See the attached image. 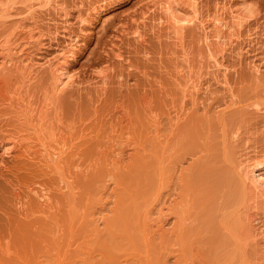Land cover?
<instances>
[{
  "label": "bare ground",
  "instance_id": "bare-ground-1",
  "mask_svg": "<svg viewBox=\"0 0 264 264\" xmlns=\"http://www.w3.org/2000/svg\"><path fill=\"white\" fill-rule=\"evenodd\" d=\"M86 1L89 6L80 8L84 11L79 10L77 17L81 29L107 8L106 1ZM245 1L215 0L203 10L199 0H149L137 15H131L130 21L122 24V31L143 41L147 25L158 35L170 37L175 52L171 75L177 85H187L182 87L183 95H192L196 85L192 88L189 81L199 73L195 71L211 62L219 68L222 65L219 58L240 36L248 17ZM67 6L66 0H0V148L2 156L11 155L13 163H17L16 169L13 164L11 171L7 169L10 173L3 174L14 207V212L11 206V210L7 208L9 212L3 209V215L8 222L25 223L30 229L26 236L27 226L23 224V234L17 236L9 230L11 235H7L0 222V256L14 252L41 257L47 252V240L50 244L52 238L81 234L86 245L76 254L59 251L60 256L55 254L57 258L46 256L35 263L54 264L57 260L55 264H100L105 260L103 264H168L173 257L174 264H264V107L253 103L262 101L256 100L260 91L256 86L262 88L264 84L261 67L254 63L251 66L257 83L249 93L256 99L249 94V99L254 100L247 102V106L248 103L255 106L253 110L246 106L247 110H204L201 114L193 113L194 110L156 109V112L151 105L152 84H147L149 88L144 85L140 90L137 88L136 97L132 94L131 99L121 89L123 85L129 87L126 75L132 70L129 67H137L135 61L125 62L124 73L116 68L111 72L110 62L105 64L104 59L105 65L102 63L91 76L98 92L96 97L83 109L68 110L74 89L84 81L70 69L78 33L67 30L69 40L58 45L52 54H43L47 32L38 19L50 7H58L56 12L66 19L70 14ZM98 7L101 9L95 15ZM92 11L95 12L91 15ZM188 34L191 37L187 39ZM114 43L110 49L119 56L121 52L113 48ZM115 76L120 87L116 88L120 91L115 94L119 95L117 98L108 91ZM180 77L185 78V83ZM162 84L157 89H163ZM240 142L242 147L238 148ZM150 143L151 149L157 147L159 151V185L155 191L158 204L133 206V210L129 203L124 205V199L119 202L118 198L119 205L115 201L109 208L108 204L104 206L108 199L101 190L111 186L101 183L104 187L99 185L101 189L98 187L97 192L102 193L89 197L91 203L87 204L91 205L87 207L93 209L88 211L83 206L80 187L84 159H90L91 154L94 163L105 162L106 175L115 177L116 182L117 168L125 166L126 158L141 161ZM102 199L106 203H100ZM93 202H99L98 207ZM104 207L114 213L106 215ZM101 223L111 234L114 249L111 254L102 253L98 257L95 251L109 241L96 240L104 229ZM118 223L123 225L119 232L111 227ZM213 223L217 231L215 242L219 241L214 246L208 243L211 232L208 235L205 230L207 227L214 231ZM136 237L141 242L137 243ZM34 242L41 245L37 247ZM157 247L160 255L153 254ZM214 251V255H219L212 261L207 257ZM252 252L257 257L249 261L247 257L254 256L250 255Z\"/></svg>",
  "mask_w": 264,
  "mask_h": 264
},
{
  "label": "rangeland",
  "instance_id": "rangeland-1",
  "mask_svg": "<svg viewBox=\"0 0 264 264\" xmlns=\"http://www.w3.org/2000/svg\"><path fill=\"white\" fill-rule=\"evenodd\" d=\"M103 1L104 2L106 1L105 5L107 7L105 9H103L104 13H102V11H101L100 15L93 17L89 23H85V25H87V26H85L82 29H81V23L77 17H78L79 12L82 9H86L87 6H89V3L86 0H83V1H81V0H66V3L68 4L67 7H68L69 13H70V14L68 13L69 15H67L68 17L66 19L63 16H60L58 12H56V11H59L58 7L57 8L55 7L54 9L53 8L51 9V7H50L46 14H42L41 17L38 18L39 24H42L41 26H43L44 30L47 32L45 34L46 36H44L45 40H46V46L44 48L43 54L50 55L55 50L56 51L58 50V48H57L58 45L65 44L69 40V38H68L69 29H70L71 33H78V35H77V39H78L77 47H75L76 53H75L74 58L70 61V65H71L70 69L73 73H76V75L78 74L77 75L78 78L81 77L80 79H83L84 81L82 82V84L81 83L79 84L81 86L77 85L78 89H76V88L74 89L75 91H73V92L75 94L72 93V95H71L72 97L69 96L71 98V99L69 98L71 101H70V105H69L70 107L69 106L67 107L68 110H73V109L75 110L76 107L83 109V108H85V106H88L87 103L90 102L91 98H93L94 95H95L94 97H96L98 92H96V88L94 86L95 85V83L93 82L94 77H91L92 75H94L95 70L99 69L100 66L107 64V62L109 61L110 63L109 62L108 63L111 64V67H110L111 72L116 68L115 69L116 71H118L119 69H123V72L125 73L126 70H125V66H123V65L126 64L125 62H127L129 60L135 61V63L137 64V67L139 66L138 67L139 69L137 67H133V66L129 67L130 69L132 68L130 73H128L126 75L128 78V83H129L128 86L129 87L126 88V86L124 87V85H123V86H121V89L124 92H126L127 98L131 99V98H133L132 94L134 97H136L135 95L138 93V89L139 88L141 89L143 87V85H144V87L147 88V86H148V88H149L150 85H147V84H152L151 86L154 88V90L152 92L153 98L151 99L152 100L151 105H153V109H155V110L156 109L157 110H159V109H161V110H194L193 113L201 114L204 110H247V109L253 110L254 109L255 106L252 107L250 103H248V105H250V106H247V102L254 100L255 96L253 94H250V93H252V91H253L252 87H254V85H256V83H257V81H254L255 80L254 75H253L254 73H252V70H251L252 63L259 65L261 67V70L264 71V0H246L245 1V4H247L245 14L248 17H247V20L245 22V25L242 27V29L240 31V36L237 37L236 41L232 43V45L227 49V51L224 53V55L219 58V59H221V62H222V65H220L219 68L214 66L213 63L211 62V63H209V65H204L201 69H198L199 71H195L196 73L197 72H199V73L196 74L192 78L193 80L189 81V83L192 82V85H190V86L192 87V86H194L193 84H195L196 85L195 88L198 87L199 89H195V88L192 89L193 87L192 88L189 87L190 89L195 90L194 94H192L193 96L188 95V94L183 95L184 92H182V87H186L187 85H184V84L177 85L174 82L173 76L171 75V73L173 72V69H174V66H173L174 60L173 59H174L175 52L172 51V47L170 46V45H172V44H170L171 43L170 37L167 38L168 36H165L166 34H164V33L162 35L160 34L161 36L158 35L157 31L155 32V30H151V28H148L147 25L145 28L143 27L145 30L144 31L145 40H143V41H140L139 39L137 40L136 38H134V36L132 34L126 33L125 30L122 31V24L126 23L127 21L129 22L130 21L129 18L131 17V15H134V14L137 15L138 14L137 12L140 11L139 9L142 8V6H144L149 0H103ZM214 1L213 0H199L200 4L202 5V9L204 8L205 10L210 8L209 5L213 4ZM80 8H82V9L80 10ZM100 9H101V7H98L97 12L94 13L95 11H92L91 15L93 13L96 15L100 11ZM82 11H84V10H82ZM11 23H13V21H11ZM114 28H116V29H114ZM55 29H57V32H58L56 37L53 36L55 34L53 32ZM157 35L161 39H159ZM190 35L191 34H188L187 39L189 37H191ZM187 39H186V41H187ZM104 40L107 42H105ZM147 40H148L149 44H148ZM114 41H115V43H114ZM145 41H146V43H145ZM103 42H104V44H103ZM131 42H132V45H131ZM113 43H114L113 48H115V49L118 48L117 51L121 52L119 56H117V54L115 55L116 51L114 49H110V47L112 46ZM133 44H135V45H133ZM189 45L192 48L193 47V41H190ZM169 48H171V49H169ZM141 51L143 53H141ZM168 51H170L171 53H169ZM122 52H124V54ZM149 53H151V55ZM170 54H172L173 57L170 56ZM111 55H113V56H111ZM122 55H123V57H122ZM128 55H130V56H128ZM149 57H150V59L151 58L152 59L150 60ZM171 57H172V59H171ZM119 58H120V60H119ZM102 61L105 62V64ZM158 61H159V63H158ZM154 62H155V65H154ZM102 63H103V65H101ZM160 65H161V67H160ZM115 66H118V67H115ZM151 67H153L154 70L151 69ZM160 69H161V71H160ZM143 70H145L146 73L149 72L150 75H147L146 73L144 74L142 72ZM152 70H153V72H152ZM160 72L162 75L160 74ZM155 73H156V75H155ZM262 73H264V72H262ZM197 75H199V76H197ZM138 76H139V78H138ZM155 76H157V77H155ZM158 77H161V78L163 77V78L161 79ZM263 77H264V74H263ZM116 78L117 77L115 76V78H113L114 81L110 82L111 84L109 83L110 86L108 88V91L110 92L109 95H111V92H112V94H114L112 96H116L117 94H120V91L118 90V89H120V87L119 86H118L119 88L117 87L118 83L115 81ZM149 79L151 80V82ZM180 79L182 80V83L185 81L184 80L185 78L183 79L182 77H180ZM155 80H157L158 82L155 83ZM161 81L162 82L164 81L163 84L161 83ZM132 83H133V85H131ZM135 83H137V85ZM83 84H84V86H83ZM158 84L159 85L162 84L163 89H161V88L157 89V86H159ZM262 85H263L262 88L256 86L257 88H259L260 91H259L258 96H257L258 98L257 99L255 98L256 100L259 99V101L262 100V101H260L261 103L264 102V84H262ZM88 86H90V87L88 88ZM116 88H118V89H116ZM129 90H132L133 92L129 91ZM196 90H197V92H196ZM87 91H88V93H87ZM117 92H119V93H117ZM160 92L161 93L163 92V93L161 94ZM156 93H157V95H156ZM158 94L160 95V97ZM249 94L251 96H253L254 98L250 97V99H249V97H248ZM75 95L79 98V100L77 99V97H75ZM118 96H116V98ZM160 98H161V100H160ZM246 98H248V99H246ZM75 99H77V100L75 101ZM81 100H82V103H80ZM130 101H132V100H130ZM156 101H158V102H156ZM159 101H161V102H159ZM254 101H253V103L255 105H257L259 107H260V105H263L261 107H264V104H261L257 101L254 102ZM76 102L78 104H76ZM230 104H232V105H230ZM258 104H260V105H258ZM71 106L73 107L72 109H71ZM246 106L248 107L247 109H246ZM157 110H156V112H158ZM241 143L242 142H240V144ZM151 145H152L151 143H150V145H148V148H149V150H147L148 155L146 154V156L144 158H142L141 161H138L137 159H133V158H126L125 159L126 161L124 162L125 166L117 168V170L115 169L116 173L118 172L117 175L114 174V176L116 175V182L114 181L115 177H113V179H114L113 180L112 178H109L108 175H106L105 168L108 167L106 165V163L102 162L100 160H98L96 163H94V159L91 158V154H89V150H87V152L90 156V159L82 158L85 160V161H83L84 163L82 165L83 166L82 169L84 168L83 170H85V172L83 173V175H81V179H80L81 185L79 184L80 187H82L81 189H83V190H81V192H82L81 195H83L82 199H84V200H82L83 206H85L88 209V211L93 209V208H90V209L88 208L91 205L90 204L88 206V204H87L88 202L91 203V201H89L90 200L89 197L90 198H92V197L95 198V196L98 197L99 195H95V193L100 194V193H102L101 191H103L104 195L106 194L107 197L106 196H104V197H106L108 200L106 198H103V199H106L108 201V203H106V201L103 199L100 200V203H103L102 201H104V203H106L104 206H107V204H108L109 208H110V205L113 206L116 204L115 201H117V203H118V198L120 199L119 202L122 201L121 199H124L123 200L124 205L126 204L128 206V203H129L130 204L129 206H131V208L133 206L138 207V208L143 207L145 205H149L150 203H151L150 205L158 204V198H157L156 192H157L158 185H159V179L157 177L158 173H159L158 172L159 171L158 170L159 169V151H158L157 147L151 149ZM241 147H242V144L238 148H241ZM84 150L86 151V149H84ZM2 153H3V151L0 148V173L2 172L0 174V214H1L0 215V222H1V229H3L2 231L6 232V233L4 232L5 234H7L9 232V230L12 232L11 234L14 233L17 235V234H20V232H22V234H23V231H24L23 226L25 225V223H22V225L21 224L17 225L16 223L15 224L10 223L7 221V219L5 217L6 215H3V213L5 214L3 209H5V211H6L8 207L10 209L13 206V205H11V203H12V201H11L12 198L10 195L11 192H9L10 186L7 187L8 185H7V182L3 178L4 177L3 174L4 173L7 174V172H9L7 169H9V168L11 171V167L14 164L13 163L14 161H12V160H14V159L11 157V155L4 154V156H2ZM83 155L85 156L86 153L85 154L83 153ZM151 155H153V156H151ZM9 159H10V161H9ZM4 164H5V166H4ZM8 164H11V165H8ZM15 164L17 165V163H15ZM15 164L13 166L14 169L17 168V166L15 168ZM6 166H7V168H6ZM117 177H118V179H117ZM210 177H212V176H210ZM101 183H107L111 187L109 189H107L105 187V189L97 192V189ZM116 184L118 185V187L116 186ZM80 187H79V189H80ZM100 187H104V186L100 185ZM108 193H109V196H108ZM147 199H148V201H147ZM93 200L95 201V199H93ZM97 200H98V198H97ZM125 201H126V203H125ZM95 203H97V202H93V205ZM98 203L95 204L94 206L98 207ZM103 204L102 205L99 204V206L101 207V206H103ZM118 205H119V203H118ZM83 206H82V209L85 208ZM134 207H133V210L135 209ZM12 208H11L13 210L12 212H14V207H12ZM106 208H108V207H106ZM109 208L105 210V207H104V209H103V210L107 211L106 215H108V214L112 215V213H114V212L108 211V210H110ZM9 209L7 210L8 212L11 210V209L10 210ZM104 212L102 211L103 214L106 213V212L105 213ZM79 221H82V220L80 219ZM213 222H215V221H213ZM125 223L128 224V222H125ZM101 225H102L101 228L104 227V224L101 223ZM114 225H111V227H113L114 230H116L117 232H119L122 229V228L120 229V227L123 226V225H121V223L120 224L119 223L114 224ZM212 225H214V226L211 229L214 231H210L209 228L206 229L207 227L206 228L204 227V228H205V230L208 231V235L211 232L210 235H211V237L214 238V240H213V238L211 239V237H210L208 243H210V244H212V246H214L216 243H219V241L217 240V242H215L216 241L215 238L217 239V234L215 233V232H217L215 230L216 224L213 223ZM26 226L28 227V229ZM25 227H26V231L28 232V230H30L29 226L26 224ZM130 229H131V231H135V232L137 231V230H134V228H130ZM104 231H106V232H104ZM103 232L101 231V233L98 234V236L96 237V240H98L99 242L103 241L104 239L110 241L111 234L108 232V229L106 230V228L104 227ZM205 232L203 231V233H205ZM24 233L26 234V232H24ZM8 234H10V233H8ZM7 235H6V238H8L10 236L9 235L7 237ZM27 235H29V232H28V234H26V236ZM137 238L138 237H136V239ZM218 238H220V236H218ZM220 239H221V241H223L222 237ZM50 241H51L50 244H48V242H49L48 240L46 241L47 242L46 245H49V246H46V247H48V249L45 248V249H47V252L45 251L46 252L45 255H41V257H38V256L35 257V255H32V254L29 255V254H25V253H19V254H16L14 252L13 253L12 252L1 253V256H0L1 264H34L35 260L37 262L38 260H41V258H47L46 256H49V257L52 256V258H55L53 256L55 254L58 255L59 251H61L62 253H66V255L70 254V253L76 254L77 252L82 250L84 248V246L86 245V243H84V241H82L81 234H73L71 237H69V235H66L64 237H59V239L58 238H52V239H50ZM109 241L105 245L101 246L100 248H98L95 251V253L97 254L98 257L99 256L102 257V253L106 254V255L112 253L111 251L114 249L113 248L114 243L112 244V242L110 241L111 242L110 243ZM139 241H140V239L138 238L136 240V242L139 243ZM213 242H215V243H213ZM35 243H36L37 247L41 245V244L40 245L37 244V242H34V245H35ZM39 243H41V242H39ZM220 243L224 244V242H220ZM42 245H43V242H42ZM221 248H222V246H221ZM67 249H68V251H67ZM221 251H222V249H221ZM213 253H215V251L211 252L210 254H212V255L207 257L208 259H210L212 261H214V259L219 255V254L214 255ZM153 254L154 255H160V251H159L158 247L156 248V250L154 251ZM251 254H253V252L250 253V255ZM253 255L255 257L254 256L247 257V258H250V260L248 259L249 261H252L251 259L257 257L256 256L257 254L256 255L253 254ZM58 256H60V255H58ZM58 256H56V258ZM63 256H64V254H63ZM36 258H38V259H36ZM52 258H50V261H53ZM56 261L57 260H55V262ZM55 262H54V264H55ZM104 262H105V260L100 262V264H103ZM174 262H175V260L173 257H170L168 259V264H174ZM246 262H248V261H246Z\"/></svg>",
  "mask_w": 264,
  "mask_h": 264
}]
</instances>
